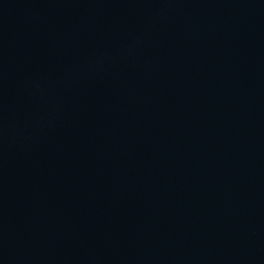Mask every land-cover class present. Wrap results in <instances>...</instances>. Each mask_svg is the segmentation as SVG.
Here are the masks:
<instances>
[{"label":"water","instance_id":"95a60500","mask_svg":"<svg viewBox=\"0 0 264 264\" xmlns=\"http://www.w3.org/2000/svg\"><path fill=\"white\" fill-rule=\"evenodd\" d=\"M0 264H264V0H0Z\"/></svg>","mask_w":264,"mask_h":264}]
</instances>
